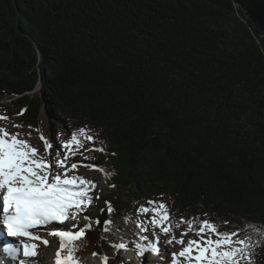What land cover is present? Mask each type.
I'll use <instances>...</instances> for the list:
<instances>
[{"label":"trees","instance_id":"16d2710c","mask_svg":"<svg viewBox=\"0 0 264 264\" xmlns=\"http://www.w3.org/2000/svg\"><path fill=\"white\" fill-rule=\"evenodd\" d=\"M5 93L25 127L52 117V139L91 129L110 183L164 200L174 229L264 232V35L235 0H0Z\"/></svg>","mask_w":264,"mask_h":264},{"label":"snow or ice","instance_id":"6c2138e0","mask_svg":"<svg viewBox=\"0 0 264 264\" xmlns=\"http://www.w3.org/2000/svg\"><path fill=\"white\" fill-rule=\"evenodd\" d=\"M20 135L0 129V201L3 206L0 225L8 237L19 240L18 243H4L0 264H11L14 261L18 264H32L39 256V244L36 242L45 246L49 243L33 230L38 231L41 226L52 223L63 224L75 220L76 215L92 203L90 193L96 187L82 177L68 176V171L77 168L76 163H72L70 169L66 167L68 156L76 155L80 149H84L86 142H96L97 134L91 129L79 127L71 131L68 141L57 146L59 151L51 160L41 157L37 149L28 140L20 138ZM45 144L49 149L53 146L47 140ZM61 153L65 154L63 159ZM147 205L140 206L137 211L141 214L150 213L149 224L170 238L161 244L155 233V239L151 241L148 236L141 235L140 242L135 244L141 257H145L146 253H156L162 259L170 256L169 264H252L254 250L264 242V232L260 230H257L255 236L244 233L239 227L221 231L212 221L199 220L197 217L188 219L186 223L188 230L194 228L198 239H190L186 243L183 236L187 232L181 233L179 239L172 235L173 229L185 222L183 217L179 223L174 224L166 204L149 200ZM108 210L112 211L110 204ZM196 221L198 223L194 227ZM228 223L224 221V224ZM77 227V224H72L69 230L50 231V235L58 237L60 241L55 264H82L76 255V242L85 236L91 225L77 231L71 230ZM174 242L183 246L178 252L168 247ZM111 246L116 253L127 249L122 241ZM103 264H109L108 256L103 257ZM147 264H151L150 259Z\"/></svg>","mask_w":264,"mask_h":264},{"label":"rangeland","instance_id":"374dc122","mask_svg":"<svg viewBox=\"0 0 264 264\" xmlns=\"http://www.w3.org/2000/svg\"><path fill=\"white\" fill-rule=\"evenodd\" d=\"M245 13L248 17H252V9L251 8H244ZM257 32L259 34L264 35V30H262L258 24H256ZM36 94H31V97H34ZM16 100V96H13L12 94H3V97L0 99V129H6L11 128L14 130L12 134L20 133V138L26 139L34 143L32 145L35 147L38 151V154L41 157H45L49 160H51L59 151L58 145H62L66 142H60L53 138L52 136V128L50 125V121L52 122V117H50V120L44 118V120L39 124V126L36 129H29L28 127H25L22 125V122L20 121V114H11V106L12 101ZM55 120V119H54ZM19 125V127H17ZM6 127V128H5ZM30 133V135H29ZM43 137V139L41 138ZM45 140L52 143V148H47L45 144ZM39 145V146H38ZM64 153H61V159L64 158ZM100 152L94 148V144L91 142L85 143V148L80 149L76 155L68 156L66 161V167L71 168L72 163L77 164L76 169H71L68 171V176H78L82 177L86 180H89L90 177H97V180L91 179L90 181L99 187L101 198H97L96 196H93L92 192L90 193L93 197L92 203L88 206H86V209H89V212H79L76 215L75 220L71 221H65L62 225L63 228H67V226H70L72 224H77L78 227L75 229H71L73 231L79 230V228H84L87 225H91V227L86 231L85 236L76 242L77 250L81 253V260L83 261V264H89V261H97V264H103V257L108 256L109 257V264H119L120 258H123V253L119 252L116 253L114 249H104L102 252V255L99 253H95L96 255H91L92 252V243L99 240V236L105 237L114 243L119 242H129L133 243L134 245L137 242H140V236L146 234L149 236V240H154V233L159 236V239H163V241H166V238H163V236L160 234L159 230H156L153 226L149 224V220L151 219V214H141L137 212L136 214H141V221L143 222L140 226H136L135 222L128 219H121L113 214V211L109 212V199L114 197L115 195L119 196L123 201L126 202H133L135 207L138 209L140 207V204L134 199V194L131 192V189L126 185H112L109 183L112 179L110 177L109 167L106 164H101L105 166V169H102L97 163H101L100 159ZM85 166H87V172L83 169ZM91 169H94L95 172H92ZM90 175V176H89ZM96 175V176H95ZM96 197V198H95ZM158 202H164L158 201ZM148 206V205H146ZM112 208V207H111ZM113 210V209H112ZM105 211H107V219L104 221L103 224H101V219H99V216L102 218ZM111 221V223H109ZM118 223H127L130 228L127 229L126 227H123L121 229L117 228L119 225ZM105 225H107V231L105 230ZM153 229V230H152ZM45 229H40L38 231H34L37 235V233L41 232L43 233ZM154 231V232H153ZM150 232V233H149ZM187 232V235L183 236V239L187 243L190 239H198L195 230H188V228L175 230L173 229L172 235H175L177 239L180 238L181 233ZM153 234V235H152ZM2 235L5 237L4 233L2 232ZM50 235V233H49ZM152 235V236H151ZM54 236V235H50ZM162 236V237H161ZM55 238H51V242L53 243V246H51V257L47 258L50 262V264H55V254L56 251L59 248V238L54 236ZM6 238V237H5ZM54 240V241H53ZM179 246V250L183 247L182 245L177 244ZM50 248V247H49ZM46 248H44L45 250ZM48 249V248H47ZM178 250V251H179ZM88 251V252H87ZM176 251V252H178ZM53 254V255H52ZM169 259L163 258L162 264H169ZM53 261V262H52ZM257 261L252 256V264H256ZM32 264H41L40 261L37 259L32 261ZM130 264V263H129ZM135 264V263H134Z\"/></svg>","mask_w":264,"mask_h":264},{"label":"bare ground","instance_id":"6f19581e","mask_svg":"<svg viewBox=\"0 0 264 264\" xmlns=\"http://www.w3.org/2000/svg\"><path fill=\"white\" fill-rule=\"evenodd\" d=\"M6 128V127H5ZM6 130L9 132V133H13L14 132V130H12L11 128H6ZM31 144L32 145H34V143L33 142H31ZM39 146V145H38ZM84 167V166H83ZM87 166H85L83 169L87 172L88 170H87ZM91 171L92 172H95V170L94 169H91ZM90 176V175H89ZM96 176V175H95ZM96 179L97 180V177H90V179L88 180V181H90L91 179ZM91 182V181H90ZM94 183V182H93ZM95 189L92 191V194H93V196H96V197H98V198H101L102 199V196H101V194L102 193H100V190L101 189H99V187L96 185V183H95ZM95 197V198H96ZM81 212H84V213H86V212H89V209H86V208H84V210L83 211H81ZM141 219V218H140ZM119 225V227L120 228H123V227H126L127 229H129L130 228V226L127 224V223H123V224H121V223H118ZM65 228V227H64ZM41 230L42 229H45L44 230V232L43 233H41V232H39V233H37V235H39L40 237H43L44 239H46V240H48V244L45 246L43 243H41V242H39V241H37L36 243H38L39 244V249H38V252H39V256H38V258H37V260L38 261H40V263L41 264H50V262H49V260L47 259V258H49V257H51V246H53V243L51 242V238H55L54 236H51L50 237V235H49V233H50V231H53V230H62L63 229V225L62 224H59V223H52V224H49V225H47V226H41V228H40ZM153 230V229H152ZM156 230H158V229H156ZM33 231H37V230H33ZM2 232H3V230L0 228V258H3V252H2V249H3V245H4V237H3V235H2ZM154 232V231H153ZM150 233V232H149ZM162 236H163V238H166V239H169L170 237H168V236H164L162 233H160ZM153 235V234H152ZM151 235V236H152ZM161 236V237H162ZM54 241V240H53ZM160 241H161V244H163V239H160ZM50 247V248H49ZM169 248H170V250L171 251H178L179 250V246H177V243H173V245H170V246H168ZM44 248H46L45 250H44ZM48 248V249H47ZM78 248V247H77ZM110 250V249H109ZM53 251V250H52ZM88 252V251H87ZM53 255V254H52ZM169 257L170 256H166L165 257V259H169ZM153 258V256H151V259ZM163 259L161 258V256H160V258H158V262H161ZM82 261V260H81ZM53 262V261H52ZM89 264H97V261H89L88 262ZM11 264H18V262H11ZM82 264H83V261H82ZM137 264H141V262H138Z\"/></svg>","mask_w":264,"mask_h":264},{"label":"water","instance_id":"95a60500","mask_svg":"<svg viewBox=\"0 0 264 264\" xmlns=\"http://www.w3.org/2000/svg\"><path fill=\"white\" fill-rule=\"evenodd\" d=\"M237 4L242 6L243 8H251L253 19L255 24H258L259 27L264 30V0H235ZM107 219V211H105L104 215L101 218V224Z\"/></svg>","mask_w":264,"mask_h":264}]
</instances>
